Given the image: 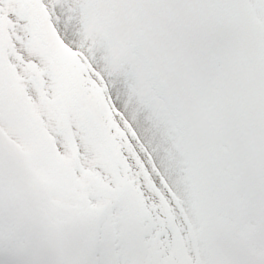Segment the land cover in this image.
<instances>
[{"label":"snow or ice","instance_id":"obj_1","mask_svg":"<svg viewBox=\"0 0 264 264\" xmlns=\"http://www.w3.org/2000/svg\"><path fill=\"white\" fill-rule=\"evenodd\" d=\"M0 264H264V0H0Z\"/></svg>","mask_w":264,"mask_h":264}]
</instances>
